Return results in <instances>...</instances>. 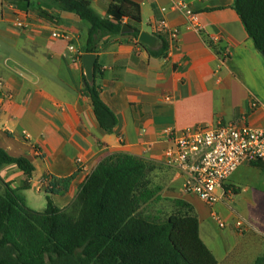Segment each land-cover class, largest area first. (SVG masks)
I'll return each mask as SVG.
<instances>
[{"label": "crops", "instance_id": "crops-1", "mask_svg": "<svg viewBox=\"0 0 264 264\" xmlns=\"http://www.w3.org/2000/svg\"><path fill=\"white\" fill-rule=\"evenodd\" d=\"M90 1L99 15H108L111 0ZM134 1L141 4V31L159 37L155 47L134 36L107 34L97 52H84L90 25L74 12L50 0H33L28 8L2 3L0 146L35 165L31 188L23 191L27 202L33 189L47 192L54 180L74 176L51 194L57 206H69L93 169L115 152L167 164L166 151L173 146L168 129L237 121L264 128V55L246 31L235 0ZM15 19L26 21V27L14 25ZM163 20L178 30L174 42L159 28ZM55 30L67 31L69 37H55ZM163 37L169 43L167 54L152 55L150 50L159 49ZM71 44L80 52L78 59ZM84 53L97 54V83L119 120L112 133L100 126L83 92ZM254 101L258 105L253 108ZM172 169L179 172L171 187L176 191L169 196L195 206L201 237L218 264H256L264 255V168L241 164L224 183L234 192L232 200L223 199L214 207L186 193L184 173ZM0 173L14 185L25 179L14 164L4 165ZM240 194H245L244 217L252 225L244 232L234 224L237 214L243 216L234 201ZM212 211L221 215L225 227Z\"/></svg>", "mask_w": 264, "mask_h": 264}, {"label": "trees", "instance_id": "trees-1", "mask_svg": "<svg viewBox=\"0 0 264 264\" xmlns=\"http://www.w3.org/2000/svg\"><path fill=\"white\" fill-rule=\"evenodd\" d=\"M32 1L3 3L28 8ZM50 1L90 25L84 52H97L100 38L107 34L140 36L142 11L137 1L111 0L106 17L94 10L90 0ZM234 8L264 55V0H235ZM126 23H132V31H122ZM208 43L221 53L218 45ZM168 48L163 37L161 47L150 53L165 56ZM98 68L96 62L93 81L83 74V92L90 97L100 126L112 133L119 120L102 98ZM7 164L16 165L25 179L14 185L0 173V264H218L201 237L195 206L164 194L167 186L158 172L172 169L168 164L115 152L93 169L65 208L57 206L51 194L61 184L66 187L74 176L54 180L44 210L31 208L23 193L31 188L34 163L0 146V171ZM253 165L264 168L263 163ZM256 264H264V255Z\"/></svg>", "mask_w": 264, "mask_h": 264}, {"label": "built area", "instance_id": "built-area-1", "mask_svg": "<svg viewBox=\"0 0 264 264\" xmlns=\"http://www.w3.org/2000/svg\"><path fill=\"white\" fill-rule=\"evenodd\" d=\"M188 14L194 13L182 3ZM14 25L26 27V21L15 19ZM159 28L168 33L170 40L178 38L177 29H169L165 20ZM55 37H69L67 31L55 30ZM71 50H76L73 44ZM76 58L80 52L76 50ZM256 101L252 107H257ZM167 137L173 146L167 149V164L184 173L183 189L186 193L196 194L210 207L223 199L232 200L233 191L224 187L225 181L245 162L264 163V128L254 127L245 121L218 123L208 126L187 127L181 131L168 129ZM77 162L83 164L82 158ZM213 218L220 227H225V220L212 211ZM236 228L244 232L252 227L249 220L237 214L234 220Z\"/></svg>", "mask_w": 264, "mask_h": 264}, {"label": "rangeland", "instance_id": "rangeland-1", "mask_svg": "<svg viewBox=\"0 0 264 264\" xmlns=\"http://www.w3.org/2000/svg\"><path fill=\"white\" fill-rule=\"evenodd\" d=\"M3 0H0V9L2 7V2ZM85 22V21H84ZM177 171L176 169H163L159 171V177H161L167 186V190L164 191L165 195H170L174 194L176 189H172L171 187L174 186L172 185L173 180L177 176ZM47 195L48 193L44 190L38 191L36 189H33V191L28 195L29 196V201L27 202L30 207L36 210H44L47 206ZM195 195V194H194ZM197 196V195H196ZM245 194H240L237 197H235V206L239 212L243 214V216H247L246 211H245ZM227 263V262H226Z\"/></svg>", "mask_w": 264, "mask_h": 264}, {"label": "water", "instance_id": "water-1", "mask_svg": "<svg viewBox=\"0 0 264 264\" xmlns=\"http://www.w3.org/2000/svg\"><path fill=\"white\" fill-rule=\"evenodd\" d=\"M132 30H133V27L130 24L123 25V28H122L123 32H128ZM139 40L142 43L150 47H155L157 43L159 42V37L148 31H141ZM82 62H83L85 75L87 79L90 81H93L95 79L94 68L97 62V54L96 53H84L82 55Z\"/></svg>", "mask_w": 264, "mask_h": 264}]
</instances>
